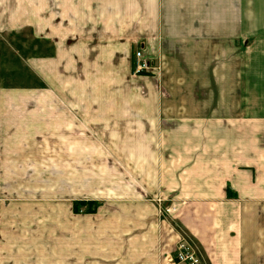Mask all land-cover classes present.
<instances>
[{"label": "crops", "instance_id": "obj_1", "mask_svg": "<svg viewBox=\"0 0 264 264\" xmlns=\"http://www.w3.org/2000/svg\"><path fill=\"white\" fill-rule=\"evenodd\" d=\"M91 1L83 0L88 11ZM97 2L105 11L99 32L120 40L129 32L159 70L146 97L116 100L115 109L106 99L92 101L85 81L76 96V59L85 61L79 48L86 40L75 39V0H51L49 32L43 0H34L33 21L24 0H0V36L13 35L0 43V77L24 79L0 84V250L17 228L26 232L28 217L36 251L44 218L56 240L70 233L61 219L73 213L61 206L74 198L75 169L91 167V136L112 135L113 171L107 146L95 150L99 186H114L110 198L102 196L113 211L95 228L114 239L98 243L107 247L93 258L89 241L82 257L69 242L61 253L53 247L51 264H189L172 260L180 240L194 245L196 264H264V52L252 67L250 51L251 36L264 37V27L252 33L264 21L252 24V0ZM101 52L105 59L115 53ZM123 58L125 77L131 58ZM176 84L212 93L154 96ZM33 264H43L42 254Z\"/></svg>", "mask_w": 264, "mask_h": 264}, {"label": "rangeland", "instance_id": "obj_2", "mask_svg": "<svg viewBox=\"0 0 264 264\" xmlns=\"http://www.w3.org/2000/svg\"><path fill=\"white\" fill-rule=\"evenodd\" d=\"M25 4L23 9V14L26 16L28 20H32L35 17V10H34V0H24ZM90 10L88 11L83 3V0H75L76 9L74 11V15H72L76 19V25L74 26V34L75 39L79 40L78 37L85 38L86 40L85 47L86 48H79L80 52L86 54L85 61L84 59H76V81H80L76 83V96L82 97L83 88L81 86L82 81H85V84H88L90 89H86L90 92V99L92 101L106 99L109 101L110 108L114 107L116 100L122 102V100L130 97H146L148 90L147 85L154 81L157 74L156 71L158 67L155 64L151 63V60L154 62V58H151L145 54L143 49L140 47L141 43L133 39L130 41L129 32L124 34L122 40L115 37L113 34H104L99 32L100 27L99 20L101 15L105 17V11L99 8L97 0H92ZM44 10L43 18L46 19L48 22V26L44 28L43 31L49 32V20L51 15V0H43ZM6 9V8H5ZM14 10H12L13 12ZM5 12V10H4ZM8 12V10H7ZM111 12V11H106ZM56 13V12H55ZM251 17H252V24L264 21V0H252V9H251ZM90 18V26L83 25V19ZM262 27H257L256 31H252V33H259ZM14 34V33H11ZM25 37L28 41H30L33 35L32 27L27 28V31L24 33ZM20 33L21 39L24 35ZM0 36V43L1 40L6 43L11 40L13 35H6L2 34ZM257 35L251 36V59L254 61L252 63V67L259 66V58L258 53L261 54L264 52V37L262 36L261 39L256 37ZM3 37V38H2ZM102 37L104 38L102 40ZM16 38V37H15ZM7 40V41H6ZM261 40V41H260ZM15 42L11 44L17 46V39L13 40ZM26 42V48L28 53L33 51L32 46L29 42ZM122 42V43H119ZM22 47L24 43L21 42ZM30 45V47H29ZM236 45L243 46L242 43L236 42ZM17 48V47H16ZM109 48V51H114V55L110 59H105L104 57H99V54H102V49ZM139 50L141 51L144 58L149 61V66L139 72H134V63H135V52ZM129 53L131 58V68L127 72L128 75L123 77L121 66L124 63L123 54ZM23 52L21 51V54ZM81 54V55H82ZM107 62V65H104V62ZM260 62L264 64V58L261 59ZM82 65H85L87 70H84ZM254 65V66H253ZM106 67V69H102ZM251 67V69H252ZM84 70V71H83ZM101 70V71H100ZM1 71V68H0ZM159 71V70H158ZM157 71V72H158ZM159 77V74H158ZM18 78V77H15ZM24 79L21 77L19 79H13L9 76L1 75L0 77V84H8V83H18L24 82ZM18 81V82H15ZM147 84V85H146ZM179 84L173 85L174 89H170V91H166L162 89V85L159 87L158 91H156L154 96L162 97V96H170V97H185V96H197V97H210L212 91H195V90H186V89H179L177 88ZM84 91V92H87ZM94 102H92L93 104ZM97 108V107H94ZM92 107V112L94 109ZM118 108V107H117ZM77 109V107H76ZM113 118V117H111ZM113 124V122H112ZM94 130V129H93ZM126 140V139H124ZM123 140V141H124ZM128 141L130 139H127ZM117 139L114 138L112 135H108L107 138L98 137V136H91L89 145L91 147V167L90 169H83V168H76L75 169V182H74V198L68 203V206L62 205V209H69L72 215L69 219L62 218L61 221L69 222L70 225V233L69 234H59V241L56 240L50 234V219L44 218V225L42 226L43 233L41 235L42 240L37 241L38 251H36V243H35V236L36 234L33 232L34 228V218L28 217L27 218V229L26 232H22L20 228L19 233L12 234L9 240L4 241V245L6 248L0 250V264H15L18 263L17 260H21V263L25 264H33L35 257L40 256L42 254L43 264H51V258L57 257L56 254H53L52 248L55 249L59 248L60 253L62 249L66 247L67 242L69 245L74 244L75 247V256L82 257L86 251H83L82 245L85 241H89L90 243V251L89 255L91 258L98 256L95 251L101 247H107L106 243H110L114 239L113 233H99L97 226L99 218L103 217L102 219H106V216L110 215V212L113 211V202H105V198H110V195H113V185H106V186H99V168H98V153L95 150V147L106 145L108 148L107 151V163L108 169L113 171L112 166L114 165V150L113 147L116 144ZM128 144V143H127ZM109 172V171H108ZM102 196L105 198L103 199ZM104 204V205H103ZM46 209V208H43ZM168 211V210H167ZM34 212V211H33ZM29 213V212H28ZM38 220V219H37ZM91 222V224H90ZM96 223V224H95ZM67 225V223L65 224ZM88 229L90 232L87 234V237L84 238L81 230ZM72 228V230H71ZM64 229L63 231H65ZM73 231V234H72ZM38 237V236H37ZM68 237V241L65 238ZM107 241L105 244L99 245L101 242ZM181 241V240H180ZM186 242V241H185ZM99 243V244H98ZM178 243V242H177ZM188 243V242H186ZM189 244V243H188ZM177 245V244H176ZM175 245V249H176ZM193 249L196 250L194 245L189 244ZM176 251V250H175ZM111 251H105V254ZM198 258L199 254L196 250ZM99 253V251H98ZM175 254V253H174ZM61 256V255H59ZM174 256V255H173ZM184 263V262H182Z\"/></svg>", "mask_w": 264, "mask_h": 264}, {"label": "built area", "instance_id": "obj_3", "mask_svg": "<svg viewBox=\"0 0 264 264\" xmlns=\"http://www.w3.org/2000/svg\"><path fill=\"white\" fill-rule=\"evenodd\" d=\"M149 66V61L143 57L141 51L135 52L134 72H139L146 69ZM175 254L172 260L177 262H184L189 264H196L199 262V258L195 249H193L188 243L181 240L178 241L175 249Z\"/></svg>", "mask_w": 264, "mask_h": 264}]
</instances>
